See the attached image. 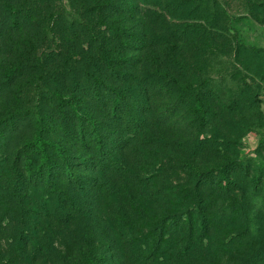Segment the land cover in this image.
<instances>
[{
  "label": "rangeland",
  "instance_id": "obj_1",
  "mask_svg": "<svg viewBox=\"0 0 264 264\" xmlns=\"http://www.w3.org/2000/svg\"><path fill=\"white\" fill-rule=\"evenodd\" d=\"M262 1L53 0L63 19L59 20L57 27L59 39L47 52L52 53L51 56H44L43 62L33 58L30 62L32 66L28 63L24 68L18 64H26V57L32 54L24 48L16 49L18 35L10 36L5 46L0 44V118L18 112L28 113L33 106L40 105L46 120V138L60 142L66 151L65 157L52 153L54 160L61 164L54 170L53 179L74 203L66 202L61 210H51L49 215L42 213V217L30 213L29 208L25 215L13 208L14 213L8 216L14 220L18 232H27L18 230V227H39L29 237L26 235L28 248L22 256L16 257L15 264H86L88 256L97 264H151L145 255L138 256L141 252H135L134 248L147 242L150 232L148 223L143 220L139 224L136 221L138 215L133 210H130L129 217H124L129 209H125L124 214L120 213L123 209L118 200L124 193L130 197L123 200V204L128 205L138 193H147L146 198L150 199L148 196L151 193L163 188L187 186L191 189L192 180L185 171L189 162H194L205 171L227 165L229 175L235 181L230 195L236 199L237 207L247 201V210L251 207L247 213L254 215L253 210L264 202L259 198H245L243 190L251 188L254 170L264 172ZM73 18L77 26H74L72 34ZM86 25L95 28L98 41L89 39ZM183 27L189 30L187 44L179 37H169L168 34L169 28L177 32ZM110 29L118 30L116 38L109 36ZM199 41L202 42V52L198 49ZM18 42L26 43L21 39ZM82 54H85L84 58ZM103 55L113 60L116 68L128 72L134 66L139 72L144 69L154 72L159 66L169 69L174 58L175 66L177 59L186 60L188 66L186 76L180 68L178 71L174 68L176 93L160 91L159 87L150 91L149 107H142L138 115L146 116L145 121L151 129L146 131L147 137L142 144L118 150L120 167L114 171H110L108 166L97 165L95 158L98 160L102 153L92 147H81L79 136L75 135V126L68 124L74 103L86 109L85 112L92 114L97 121L103 120V125L106 124V112L101 104L79 97L88 87L86 81L82 79L80 82L79 75L72 76L70 70L90 60L103 63ZM43 64L47 66L46 74L42 73ZM13 65L15 72L11 73ZM98 68L104 71L102 66ZM11 74L15 76L12 78ZM205 79L210 80V85L205 92H201L199 84ZM53 90L67 95L69 100L56 99L51 93ZM41 91L44 95L37 98L36 93ZM198 95L208 117L202 119L204 125H201L199 114L195 115L188 107ZM89 139L87 142H90ZM14 140L18 142L20 137L15 136ZM195 152L198 153L196 158L193 157ZM81 154L86 156L87 161L81 160ZM246 159L250 164L247 173L228 165ZM110 163L116 164L114 161ZM67 167L74 174L71 183L66 176ZM120 179L122 185L119 187L117 183ZM126 179L132 183L129 190L133 193L130 196ZM23 185L24 189L28 186L27 182ZM101 185L106 186L103 188ZM2 186L0 182V191ZM209 193L207 188L205 194ZM2 200L0 215H4L3 207L7 203L5 198ZM150 202L148 210L156 212V202ZM263 216H260L259 222L262 225ZM41 224L44 226L40 227ZM236 225H241V232H246L244 224ZM123 226L133 231L131 241L123 236ZM252 226L255 233L256 227ZM243 240L244 237L240 236L236 245L239 257L233 264L249 262L251 253L246 252ZM0 242V264H11L4 256L10 254L7 246L3 240ZM259 247L263 249L264 243L256 245V248ZM188 255L193 256L191 264H212L208 253L199 246ZM182 260L184 264H189L184 258ZM156 264L164 262L161 260Z\"/></svg>",
  "mask_w": 264,
  "mask_h": 264
},
{
  "label": "trees",
  "instance_id": "obj_2",
  "mask_svg": "<svg viewBox=\"0 0 264 264\" xmlns=\"http://www.w3.org/2000/svg\"><path fill=\"white\" fill-rule=\"evenodd\" d=\"M262 4L264 1L260 2V5ZM60 19H63V14L54 7L53 0L0 1V44L5 46L8 38L17 34L16 49L24 48L26 52L32 54L26 57V62L23 61L26 64L18 65L25 68L33 58L43 62L44 56L52 55L51 52V54L47 52L59 39L56 32ZM75 20V18L71 20L72 34L75 31L74 26H77ZM86 30L91 41H98L95 28L86 25ZM118 34L117 29L109 31V36L112 38H116ZM168 34H170L169 37H179L183 43L190 37H188L189 30L186 27L177 32L169 28ZM19 39L25 41V45L18 42ZM198 49L202 52L201 41H199ZM8 50L9 48L6 49ZM85 54H82L83 58ZM103 60V63H97L94 60L88 61L87 64L78 62L79 66L71 67L70 70L73 72L72 76L79 75L80 82L82 79L86 81L88 90L82 91L79 97L81 99L86 97L101 104L106 112V124L103 125V120L97 121L92 114L85 112L86 109L80 108L81 106L76 103L71 105L69 114L71 118L68 124L75 126V135L79 136L78 141L81 147L84 149L92 147L102 153V157L98 160L97 157L95 158L97 165L108 166L110 171H114L120 167L117 158L118 150L125 149L132 144L134 146L142 144L147 137L146 131L151 129L149 123L145 121L146 116L138 115L142 107H149L150 91L156 90L154 87H159L160 91L176 93L174 86L177 76L174 68L177 71L180 68L183 71L182 74L186 76L188 66L184 59H177L175 66L176 59L174 58L169 69H162L159 66L153 70L154 72L147 69L139 72L134 66L132 68L134 73H132V71L116 68L115 62L106 55H103ZM29 66L32 64L30 63ZM99 66H102L104 71H100ZM42 68V73H48L46 65L43 64ZM93 68L96 70L94 71ZM10 72H15L14 65ZM14 76L15 74H11L12 78ZM199 85L201 92H205L210 85V80L205 79ZM51 93L56 99L69 100L67 95L60 94L57 90ZM36 95L39 98L44 94L41 91ZM199 95L188 104V107L195 115L199 114L201 120H206L208 117H206L204 103ZM42 111L40 105L36 104L28 110V113L18 112L16 116L0 118V182L3 185L0 191V203L3 198L7 201L3 207L5 216L0 215V241L3 240L7 246L10 254H4V256L11 264H15L16 257L22 256L28 248L29 241L25 240L26 235L29 237L32 231L37 232L39 228L37 226L31 228L24 226L22 229L18 227V230L27 231L18 232L13 224L14 220L8 216L14 213L13 208L24 215L29 208L30 213L35 214L36 217H42V213L49 215L51 210H61L66 202L74 205L73 200L67 198L68 195L62 186L53 179L54 170L61 164L54 160L52 153L55 152L65 157L66 151L60 142L46 138L47 126ZM93 111L91 110L92 113ZM202 123L201 125H204L203 120ZM24 124L26 127H23ZM15 136H19L20 141L15 142ZM87 139L90 142H87ZM196 154L198 155L195 152L193 157ZM80 157L82 161H87L86 156L81 154ZM111 161L116 164L111 165ZM228 165L247 173L250 164L249 159H246ZM66 169V176L71 183L74 174L68 167ZM185 171L192 180L191 189L187 186L163 188L151 193L148 196L150 199L146 198L147 193H138L128 205L123 204V200L130 197H126L124 193L121 194L123 196L118 201L122 203L123 211L120 213L124 214V210L129 209V213L124 214V217H129L130 210H133L138 215L136 221L140 224L144 220L150 227L147 242L134 246L135 252H141L138 256L145 255L151 264H156L161 260L164 264H184L183 258L191 264L193 256L191 258L188 254L199 246V249H204L208 253L212 264H233L236 257H239L236 245L238 246L239 237L242 236L246 252L251 253L249 262L245 263L264 264V248H256L257 244L260 246L264 243V225L259 223L262 218L260 216L264 215V204L253 210V216L247 213L251 209L250 207L247 210L249 205L247 201L237 207L236 199L229 192L235 181L231 179L227 165L212 167L205 171L194 162H189L186 164ZM254 172L251 188L244 189L243 194L245 198H259L264 202V172L259 170H254ZM125 181L127 190H129L132 183L128 179ZM24 182L28 184L25 189L23 188ZM121 182L120 179L117 183L119 187L122 185ZM101 186L104 188L106 185ZM207 188L210 193L206 195ZM131 193L133 191L129 190V196ZM211 198L214 199L211 200ZM150 201L156 202V212L150 213L148 210ZM241 223L244 224L246 232H241V225H236ZM252 225L256 227L255 233L252 232ZM43 226V224L40 225V227ZM123 230L125 232H122ZM121 232L127 241L132 240L133 231L130 227L123 226ZM86 264H97V262L88 256Z\"/></svg>",
  "mask_w": 264,
  "mask_h": 264
}]
</instances>
